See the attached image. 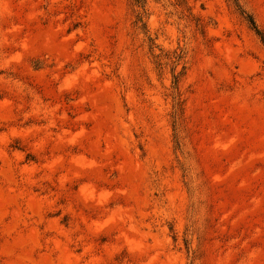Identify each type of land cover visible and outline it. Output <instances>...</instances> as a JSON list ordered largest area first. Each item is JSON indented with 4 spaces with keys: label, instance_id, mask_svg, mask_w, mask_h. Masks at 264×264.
<instances>
[{
    "label": "rangeland",
    "instance_id": "rangeland-1",
    "mask_svg": "<svg viewBox=\"0 0 264 264\" xmlns=\"http://www.w3.org/2000/svg\"><path fill=\"white\" fill-rule=\"evenodd\" d=\"M0 264H264V0H0Z\"/></svg>",
    "mask_w": 264,
    "mask_h": 264
},
{
    "label": "trees",
    "instance_id": "trees-1",
    "mask_svg": "<svg viewBox=\"0 0 264 264\" xmlns=\"http://www.w3.org/2000/svg\"><path fill=\"white\" fill-rule=\"evenodd\" d=\"M136 1H137V2H140L141 0H136ZM251 22L253 23L254 27H255L257 30H259V29L256 27L255 22H254V20L252 19V17H251Z\"/></svg>",
    "mask_w": 264,
    "mask_h": 264
}]
</instances>
